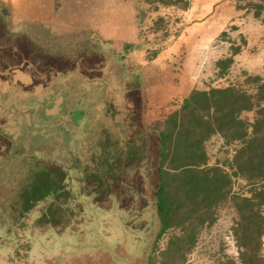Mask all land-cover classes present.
<instances>
[{"label":"rangeland","instance_id":"obj_1","mask_svg":"<svg viewBox=\"0 0 264 264\" xmlns=\"http://www.w3.org/2000/svg\"><path fill=\"white\" fill-rule=\"evenodd\" d=\"M128 1L121 0L122 5L115 6L117 0H56V13L59 16L56 24L34 20L16 7L0 2L5 17L4 23L0 24V264H68L69 261L60 254L67 248L69 252L75 249L71 246L65 248L66 240L70 238L73 240V236L66 232L61 234L57 232L59 230L47 228L40 222L43 210L49 205L47 203L41 204L22 219L21 223L16 222L18 208L14 209L13 202L19 200L21 186L30 177V167L33 174L35 171L39 176L46 165L62 166L66 170L67 185L73 195L65 204L69 213L62 215L61 218L66 223L70 222L68 226L72 230L82 226L85 219L82 213L85 209L92 211L93 215L87 214L89 217L94 216V219L105 217L113 227L121 222L116 211L114 214L113 211L104 208L91 210L102 185V181L96 179L99 157H113V151L108 153L107 148L105 152L103 151V145H107L103 127L114 130L117 124L115 120L117 117L114 115L119 113L112 111L114 115L110 114L109 118H106L105 112L99 110L97 104H91L92 101L89 102V99L102 102L103 94L117 88L119 81L116 79H121L125 73L129 75L141 73L145 78L143 63L151 54L146 52L138 55L137 49L126 50L125 47L128 45L124 40L126 36L138 35L140 42L136 45L140 46H143L146 40L160 41L166 33L170 34L167 38L173 41L179 39L180 43H184L186 28V23L180 20L182 12L165 6L159 0H155L153 4L146 0H135L136 12L133 18L131 17L132 20H129L128 6L123 5V2ZM234 1L244 5L248 0ZM130 2L131 0L128 3ZM226 2L228 0H218V4ZM133 3L131 2L132 6ZM114 8H120L118 21H112ZM240 13L234 24L226 26L224 31L229 37L236 39L238 44L242 43L241 36H244L248 44L229 76L221 84L241 83L247 73L256 74L255 72L264 70V14L261 18L254 19L251 12L245 9H241ZM150 14H157L158 17L168 16L169 30L156 34L149 20ZM134 21L136 28L129 31L128 28ZM29 31L34 33V39L22 38ZM101 34L115 35L116 38L104 39ZM88 39L91 40L90 47L93 48H89L85 53L81 49L85 48L84 44ZM217 43V39L213 41V47L217 46ZM96 45H99V48ZM65 50H73L74 57L83 64L89 75H92L91 69H88L91 66L98 65L101 69L104 64H108L109 69L105 76L107 80H85L80 75L72 77L68 74L61 80L60 74L55 75L56 72L49 74L52 72L47 71L49 68L67 69L68 65L56 63L42 53L54 58L55 55L56 57L62 55ZM212 50L209 46L205 53L201 52L202 60L201 57H197L194 71L176 70L180 74V83L188 74L190 79L194 74L208 83L211 77L208 75L212 73V61L220 55L217 47L213 53ZM24 56H29L31 62L25 61ZM182 57L184 55L177 57L176 65L184 69ZM9 58L14 60L9 61ZM3 60L8 61V65L4 64ZM167 61L170 62V58H167ZM200 66L204 68L203 71ZM37 70L44 74L40 76L31 73H36ZM158 74L156 71L155 80L159 78ZM99 85H104L100 89L105 92L100 91ZM82 118L84 119L80 120ZM145 118L149 124L151 119ZM153 121L154 125L157 120ZM117 134L115 129L112 135L115 137ZM144 152L146 151H139L141 155L139 164L128 168L120 180L110 182L111 190L118 194L108 203L119 204L121 201L123 206L131 207L138 213L147 206H156L155 192L158 180L154 169L156 149L149 151L150 156ZM169 183L171 185L169 192L181 197L180 181L173 179ZM189 211L187 208H178L173 222L189 221L196 226L194 237L182 250L176 264H230L231 259L238 255L232 230L237 213L230 201L224 199L210 211L211 213L203 209L198 213L191 212L187 217L185 214ZM138 213L134 216L138 217ZM210 214L213 223L206 225ZM203 218L206 219L204 222L201 220ZM23 223L24 226H21ZM87 228L92 231L98 230V227L92 224ZM146 228L152 240L156 239L160 231L159 225L153 222ZM113 233L117 236L118 230L113 229ZM177 233H179L177 229L166 230L167 235L161 240V248L166 246L167 237ZM103 240L106 241V245H101V238L100 245L86 247L89 253L98 252L104 255L102 264H114L119 255L136 252L130 244H125L126 240L122 236L114 241L104 238ZM27 254L29 257L26 260L22 259L21 262L22 256Z\"/></svg>","mask_w":264,"mask_h":264},{"label":"trees","instance_id":"obj_2","mask_svg":"<svg viewBox=\"0 0 264 264\" xmlns=\"http://www.w3.org/2000/svg\"><path fill=\"white\" fill-rule=\"evenodd\" d=\"M146 1L150 4L155 2V0ZM159 1L167 7L181 11H187L191 4L190 0ZM237 5L239 9L253 11L256 17H260L264 10V0L259 2L248 0L244 5ZM157 10L158 7H156ZM3 18L5 17L0 8V24L4 23ZM167 18L168 16L161 15L154 21L153 28L156 34L169 30ZM33 35L34 33L29 31L22 38L25 40H27L26 37L34 39ZM169 35L166 33L160 41L158 39L146 40L143 43L144 47L128 44L125 49L146 50L151 54L147 60L151 61L173 43V40L167 38L170 37ZM223 36L226 37L227 33L224 32ZM90 42L91 40L88 39L84 44L85 48L81 50L85 52L89 48H93L90 47ZM230 42L232 43L230 56L217 62L218 76L221 78L228 75L235 63V56L241 53L247 44L245 38L242 39L241 44L235 40H230ZM96 46L99 48V45ZM68 48L70 49V47ZM65 51L58 57L55 55L54 58L42 53L56 63L68 65L67 69L49 68L47 71H52L49 74L56 72L55 75H61V80H64L62 77L67 74L72 77L80 75L85 80H107L105 76L109 69L108 64H104L101 69L98 65L91 66L88 69H91L92 75H89L83 64L74 57L73 50ZM12 58L8 60L10 61ZM24 60L31 62L29 56H24ZM3 61L8 65V61ZM31 73L40 76L44 74L39 70L36 73ZM116 81H119V85L103 94L102 102L89 99V102L92 101L91 104H97L98 109L105 112L104 117L106 118H109V115L114 112L119 113L112 114L117 117L115 119L117 124L114 128L119 135L114 137L112 134L115 129L110 130L108 127H103L107 144L103 145V151L105 148L108 153L113 151V157L100 156L97 162L96 179L102 181V185L95 197V205L113 206V202L108 203V201H111L118 193L111 190L110 182L115 179L120 180L128 168L140 163V150H144L146 151L144 153L148 154L155 148L156 167L154 169L158 175L155 197L157 212L163 228L159 231L157 238L153 239V253L160 256V258H154L153 264H176L182 250L194 237V230L190 232L187 230V235L171 234L167 237L166 246L161 248V240L167 235L166 230L172 226L178 208H187L190 212L198 213L203 209L211 210L224 199L230 201L237 213L232 230L240 263L264 264V77L249 75L244 82L232 83L227 87H211L209 91L196 90L185 100L179 110L164 120H157L154 125L153 121L151 127L145 118L146 111H148V100L145 95L143 75L141 73L130 75L125 73L121 79H116ZM103 86L99 85V89ZM102 90L100 89V91ZM129 91L133 96L131 100ZM103 92L105 91L103 90ZM196 99L195 102L197 104L201 102L203 106L211 100L213 111L211 130L220 135L226 145H238L231 160L228 159V171L217 167L214 178H210L209 170L201 172L197 168L207 161L206 150L201 142H198L200 140L198 138L206 137L207 133H200L197 136L189 128L194 120L193 109L190 106ZM246 111H254L253 121L244 117ZM80 120H75V122ZM148 127L152 130L145 133V129ZM132 134L135 135V138ZM152 135L154 140H152ZM195 138H197V142H193ZM148 155L150 156V154ZM170 170L179 171L182 178L180 181L183 190L181 197L169 192L171 187L169 181L173 179L177 181L176 176H178L171 173ZM29 172V179L21 186L19 200L16 201L17 203L13 202L14 209L18 208L16 222L21 223L22 219H25L41 204L47 203L49 205L43 210L40 222L47 228H55L60 233L64 232L70 228L68 226L70 222L66 223L61 216L69 213L65 204L73 195L67 185L66 170L62 166L49 167L46 165L40 172V176L35 171L33 174L31 167ZM119 204L124 208H131L123 206L121 201ZM186 215L189 214L186 213ZM21 226H24V223ZM76 229L73 228V230ZM27 257H29L28 254L22 256L21 262ZM230 264H236V261L232 258Z\"/></svg>","mask_w":264,"mask_h":264},{"label":"crops","instance_id":"obj_3","mask_svg":"<svg viewBox=\"0 0 264 264\" xmlns=\"http://www.w3.org/2000/svg\"><path fill=\"white\" fill-rule=\"evenodd\" d=\"M255 1L259 2L260 0ZM0 2L6 4L8 3L13 7H16V9L21 12H24L26 15H28L34 20H40L43 22H48L50 24H56V22L58 21L57 18H59L56 13V0H0ZM128 2H123V5L127 4V11L129 14L128 17H130L129 20H132L133 15H135L136 12V1L131 0V2H134L133 6L131 5V2ZM190 3V8L187 11L180 10L182 12L180 13V18L182 22L184 21V24L186 23V28L184 31V43H180L179 39L174 40L173 43L168 48L160 52L154 60H147L143 63L142 70L145 72L144 89L146 98L148 100V111H146L145 116L151 119L149 123L150 127L153 120L167 118L170 114L179 110L185 103V100L191 96L194 90L209 91L211 87H227L228 83L221 84V82L229 76L232 69L235 67V64L237 63L238 58L244 52L248 44L247 42L242 52L235 56V63L230 69L228 75L222 78L219 77V69L217 67V62L220 59L230 56L232 46L230 40L236 41V39L229 37L228 33L224 30L226 26L234 24L235 19L238 18L241 14V9L238 8V5L234 0H228V2L224 4H218V0H190ZM114 4L115 6L122 5L121 0H117V4ZM119 13L120 8H114L112 10V21H118ZM251 14L254 19H259L263 16L264 10L260 17H256L253 11L251 12ZM157 18V14H152L150 16L149 20L152 22V25L154 24V21ZM135 21L134 23L130 24L128 28L129 31H131V28L132 30L133 28L135 30ZM224 32L227 33L226 37L223 36ZM221 35L223 38H221ZM101 36L104 39L116 38L115 35L101 34ZM243 38L245 37L241 36V39ZM216 39L218 42L216 44L217 46L213 47L214 44H212V42ZM124 40L127 42V44H138V42H140L138 35H134V37L128 35L124 38ZM209 46H211L213 49L212 53L214 52V48L217 47V52H220V55H218V57H216L212 61V73L208 75L209 77L211 76L208 79V83L206 84L207 80L198 77V75H196L197 77H195L194 74H192L191 79L188 77L189 74L186 75L187 78L181 81L180 83V74L176 70L181 69L182 71H194L196 69L197 57L200 58L201 52L205 53L206 48H208ZM143 54H146V50L139 51L138 53V55ZM180 55H184V57L181 58L183 61L182 65L184 66V69L176 65V61L178 60L177 57ZM167 58H170V62L167 61ZM201 69L202 71L204 70V68ZM156 71L159 73V78L157 80H155L154 78ZM255 73L256 74L247 73L246 78L243 80V82L247 79L249 75H257L264 77V70L257 71ZM199 75H201L200 72ZM130 92L131 91H129L128 94L130 95L129 98L131 100L133 96L130 94ZM197 99L194 100L193 105L190 106L191 109H193L194 120L193 123L189 126V128L191 129L192 133L197 136L200 133H207L206 137L198 138V140L200 139L198 142H201V145L204 146L206 150L207 161L202 163L197 168L201 172L209 170L210 178H214L213 176H215L214 173H216L215 169L217 167L224 168L228 171V159L231 160L238 145H226L224 139L220 135L215 134L213 130H211V119L213 112L211 100H209L210 102H208V104L203 106L201 102L199 104L195 102L197 101ZM254 116V111L244 112V117H247L252 121L254 120ZM150 130H152V128L148 127L147 129H145V133ZM176 131L178 132V129H176ZM196 140L197 138H195L193 142H197ZM170 171L171 173L178 175L176 176L177 181H182V178L179 175V171ZM100 208H104L113 212H118V217L121 218V222L113 227L108 222L109 220L105 217H97L95 219L94 216L93 218L89 217L87 214H92V211H87L85 209L82 213L84 214L85 218L82 221V226L78 227L76 230L68 229L61 233L63 234L66 232L67 234L69 233L70 236L74 237L73 240L72 238H70V240L67 239L65 242V248L67 246L75 247V249L72 248L74 251L72 250L69 252L67 248L65 249L66 251L64 250L63 254H60V256H64L66 261H69L68 264H84L85 262H94V264H102V262L104 261V255L99 254L98 252L89 253V250L86 249V247L100 245L99 242L101 241V238V245H106V241H104L103 238L105 240L107 239L114 241L117 240L119 236L125 238V244H130V246L134 247L136 252L125 255H119L118 259L114 260V264H117L116 262H123V264H153L155 257L160 258V256H156L153 253V240L151 236H149L148 228H146V226H148L149 224H153V222L159 225L160 230L163 228L161 218L157 212V206H147L144 209H140L139 213L138 211L132 208H124L120 206V204H113V206L111 207H103L95 204H92L91 206V210L93 211ZM211 210H207L208 213H211ZM135 213H138L139 216L135 217ZM190 213L191 212L189 211V215H185L189 217ZM85 215L87 216V218ZM201 220L204 222L206 219L203 218ZM212 220V215L210 214L209 221L205 222L206 225H211L213 223ZM93 221H97L96 224ZM89 224L97 226L98 230H94V232L88 229L87 226ZM113 229L118 230L117 236H115V233H113ZM170 229H177L179 231L177 235L179 236L187 235V230H189V232L194 230V233H196V226H194L192 223L190 224L189 221L175 222L170 228L167 229V231ZM238 255L233 259L236 261V264H241Z\"/></svg>","mask_w":264,"mask_h":264}]
</instances>
